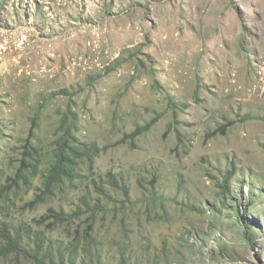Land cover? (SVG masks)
Instances as JSON below:
<instances>
[{"label":"rangeland","instance_id":"374dc122","mask_svg":"<svg viewBox=\"0 0 264 264\" xmlns=\"http://www.w3.org/2000/svg\"><path fill=\"white\" fill-rule=\"evenodd\" d=\"M68 109L94 167L0 202L43 243L0 238V264H264V0H0V186L26 141L53 157Z\"/></svg>","mask_w":264,"mask_h":264},{"label":"trees","instance_id":"16d2710c","mask_svg":"<svg viewBox=\"0 0 264 264\" xmlns=\"http://www.w3.org/2000/svg\"><path fill=\"white\" fill-rule=\"evenodd\" d=\"M68 94V92H64ZM73 95H76L75 93ZM73 98L71 95H69ZM37 118L32 120V129H30V134L33 135V132L37 128ZM78 116L72 110L68 109L64 115L62 116L60 131L57 133V141L55 142L57 147L54 155L55 164L48 171V175L46 177V182L44 185V190L52 193L54 189L59 188L64 184L67 180H75L77 177V170L79 166L83 162L85 158H91L93 156V151H91L86 146L82 145L77 136H78ZM144 129H149V127L139 128L132 134V137H137L144 132ZM31 144L30 141H26L24 145V152H22V158L20 160L21 167L12 179H10V183L0 190V202L9 196L12 190H20L23 187L31 186L32 181L36 179L43 173L42 166L44 164L43 154H41L36 147L31 148L28 146ZM230 176H232L230 174ZM226 175L224 182L222 184V190L224 193H227L228 183L232 179V177ZM117 186V184L114 183ZM125 192V188H119ZM101 194H105L103 188H98ZM44 196H39L36 200L37 203L44 201ZM86 206L85 210L89 213V217L91 220V225H94V220L97 215L96 207H93L89 200L85 198ZM35 205V202L32 204ZM63 222H67L68 219H65L63 215H60L58 218ZM57 221V222H59ZM61 222V221H60ZM0 237L5 242L4 253L5 255H10L11 253L24 254L28 257L35 258L40 249L43 246V243H38L35 245V249L30 251L29 249H25L23 247L24 238L21 240V235L18 234L15 238L10 237L5 229H0ZM47 257V256H46ZM90 263L95 264L92 258V254H90ZM122 264L124 263V259L121 260ZM74 264V263H72ZM125 264V263H124Z\"/></svg>","mask_w":264,"mask_h":264},{"label":"clouds","instance_id":"9594fccd","mask_svg":"<svg viewBox=\"0 0 264 264\" xmlns=\"http://www.w3.org/2000/svg\"><path fill=\"white\" fill-rule=\"evenodd\" d=\"M32 129V128H31ZM79 133V132H78ZM78 137V136H77ZM80 142V141H79ZM81 143V142H80ZM83 145V144H82ZM56 147H57V145H56ZM88 148V147H87ZM33 150H38L41 154H43V160H44V164H43V166H42V170H43V173L40 175V176H38L36 179H34L33 181H32V184H31V186H26V187H23L22 189H20V190H16V189H14V190H12L11 191V193L9 194V196L7 197V198H5L3 201H1V202H6V201H8L10 198H11V194L13 193V192H18V191H24V190H28V189H30V188H32L34 185H35V183H36V181L37 180H41L42 181V187H41V191L39 192V193H36V197H35V199L34 200H31L30 202H28L27 204H26V208H27V210H29V209H33V210H35V209H37L39 206H41V205H46V204H48L50 201H52L55 197H56V195H57V192H58V190H59V188H61L62 186H64L66 183H76V181H77V179H78V177H79V174H80V171H81V165H82V163H84L85 162V160L87 159V160H89L90 162H91V166H92V168L94 167V160H93V156H95V150H93V156L91 157V158H85L84 160H83V162L81 163V165L79 166V169L77 170V177H76V181L75 180H67V181H65L64 182V184L62 185V186H60L59 188H57V189H54V191L52 192V193H49L48 191H45L44 190V185H45V182H46V177H47V175H48V171L51 169V167L55 164V161H54V155H55V151H56V149H55V151H54V155H53V157H49V156H47L46 154H44V153H42L41 151H40V149H33ZM22 152H24V150L22 151ZM22 154V153H21ZM20 157L22 158V155H20ZM21 158H20V160H21ZM20 160H19V165H18V167H17V169H16V171H15V173L13 174V175H11V176H8L6 179H5V181H4V183L0 186V190L1 189H3L5 186H7L9 183H10V179H12L15 175H17L16 173H18L17 171H19L18 169H20L19 167H21V165L22 164H20ZM110 181H111V186L115 189V190H117V189H119V188H121L120 186H118L119 184H118V182H117V180H116V175L115 174H113V175H111L110 176ZM114 183L115 184H117V186L116 185H114ZM97 187V190H98V188L100 187V186H96ZM101 188H103V187H101ZM122 188H125V187H122ZM104 189V188H103ZM104 191V190H103ZM98 192H99V190H98ZM104 193H105V191H104ZM99 194L100 195H102V196H106V193L105 194H101L100 192H99ZM44 196V201L43 202H39V203H37V199H38V197L39 196ZM35 202V205H32L33 203ZM85 206H86V204H84L82 207H80V210L81 209H83V210H85ZM52 212H55L56 214H55V217L54 218H52L51 220H49L48 221V223H51V222H56V223H60V221H61V223H66V222H63L61 219H60V221H59V217H60V215H63L64 216V218L65 219H68V221H70V220H72L73 218H74V216L75 215H77L78 213H79V211H75L73 214H67L66 212H57V211H54V210H51ZM48 220V218L46 217V218H43L40 222H39V224L40 225H45V221H47ZM240 220H241V218H240ZM57 221H59V222H57ZM67 221V222H68ZM242 221V220H241ZM93 227V225H91V228ZM6 230V229H5ZM6 232H7V234L10 236V237H12V238H15L16 236H12V234L10 233V231H8V230H6ZM1 238V237H0ZM23 239V237L21 236V240Z\"/></svg>","mask_w":264,"mask_h":264}]
</instances>
